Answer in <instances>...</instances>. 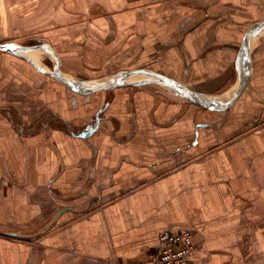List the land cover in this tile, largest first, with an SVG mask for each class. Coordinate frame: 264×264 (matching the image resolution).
<instances>
[{
    "label": "crops",
    "instance_id": "0c3cea01",
    "mask_svg": "<svg viewBox=\"0 0 264 264\" xmlns=\"http://www.w3.org/2000/svg\"><path fill=\"white\" fill-rule=\"evenodd\" d=\"M262 19L264 0H0V43L46 45L68 77L143 68L226 101ZM249 58L218 111L154 82L80 94L0 50V264L136 261L166 229L192 232L187 264H264V28Z\"/></svg>",
    "mask_w": 264,
    "mask_h": 264
},
{
    "label": "water",
    "instance_id": "95a60500",
    "mask_svg": "<svg viewBox=\"0 0 264 264\" xmlns=\"http://www.w3.org/2000/svg\"><path fill=\"white\" fill-rule=\"evenodd\" d=\"M264 28V19L255 22L245 33L241 48L238 54V81L237 87L234 93L229 97L226 101L216 100L212 97L203 95L202 93L195 91L183 83L156 71H152L149 69L143 68H136V69H129V70H121L117 73H114L108 78L101 79V80H80L72 77H68L64 75L60 69L58 60L56 55L50 47L44 45H17L14 43H0V50L6 51L11 54H15L26 59L29 63H31L38 71L48 74L51 77L57 79L61 83L65 84L72 90L76 91L80 94H88L90 92H95L98 90L115 88L124 85H136L139 83H147V82H154L158 83L169 90L173 91L178 96L188 100L189 102L202 107L204 109H211V110H224L230 107L233 102L239 97L240 93L243 91L244 87L246 86L250 71H251V64L249 58V45L250 39L255 33ZM37 49H45L47 50L54 61L53 66L51 69H46L42 65L40 66L32 58H30L26 53L32 50ZM136 76H141L140 79L135 78ZM88 132H83L81 135H86Z\"/></svg>",
    "mask_w": 264,
    "mask_h": 264
},
{
    "label": "built area",
    "instance_id": "2783aa9c",
    "mask_svg": "<svg viewBox=\"0 0 264 264\" xmlns=\"http://www.w3.org/2000/svg\"><path fill=\"white\" fill-rule=\"evenodd\" d=\"M158 251L136 261L112 262L110 264H187L194 251L192 232L162 230L157 235Z\"/></svg>",
    "mask_w": 264,
    "mask_h": 264
},
{
    "label": "rangeland",
    "instance_id": "374dc122",
    "mask_svg": "<svg viewBox=\"0 0 264 264\" xmlns=\"http://www.w3.org/2000/svg\"><path fill=\"white\" fill-rule=\"evenodd\" d=\"M228 33V31H226L225 33H224V35L225 34H227ZM39 55H40V61H39V63L42 65V66H44V67H46V68H48V67H51L52 66V64H53V61L51 60V59H49L48 58V56L46 55H44V53H43V55L44 56H42L41 55V53L39 52ZM48 66V67H47ZM72 74H75V75H78L79 73H72ZM71 74V75H72ZM85 74H89V73H85ZM78 76H80V75H78ZM137 77H139V76H136V78ZM141 77V76H140ZM98 78H100V77H98ZM98 78H92V77H90L89 78V80H101V79H98ZM86 80H88V79H86ZM230 92V91H229ZM2 109V111H4V110H6V108H4V107H2V106H0V110ZM12 109H13V106H12ZM39 111L40 112H44L43 114H44V116L46 115V113L47 112H51V110H50V108H48V107H46L45 105H40L39 106ZM201 116V115H200ZM201 120V119H200ZM189 122V121H188ZM220 123H221V121H220ZM25 126H30L31 125V123H29V124H24ZM57 126H60L59 124H56ZM192 126H195V123H193V125ZM60 127H62V126H60Z\"/></svg>",
    "mask_w": 264,
    "mask_h": 264
},
{
    "label": "bare ground",
    "instance_id": "6f19581e",
    "mask_svg": "<svg viewBox=\"0 0 264 264\" xmlns=\"http://www.w3.org/2000/svg\"><path fill=\"white\" fill-rule=\"evenodd\" d=\"M38 53L39 52H36V51H34V52H32V57H34V58H36L37 56H38ZM34 55V56H33ZM37 60V59H36ZM40 65V64H39ZM41 66V65H40ZM43 67V66H42ZM46 68V67H45ZM46 69H48V68H46Z\"/></svg>",
    "mask_w": 264,
    "mask_h": 264
}]
</instances>
